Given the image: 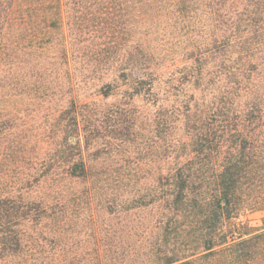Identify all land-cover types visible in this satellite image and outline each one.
I'll list each match as a JSON object with an SVG mask.
<instances>
[{
    "label": "trees",
    "instance_id": "16d2710c",
    "mask_svg": "<svg viewBox=\"0 0 264 264\" xmlns=\"http://www.w3.org/2000/svg\"><path fill=\"white\" fill-rule=\"evenodd\" d=\"M257 211L264 0H0V264H264Z\"/></svg>",
    "mask_w": 264,
    "mask_h": 264
},
{
    "label": "rangeland",
    "instance_id": "374dc122",
    "mask_svg": "<svg viewBox=\"0 0 264 264\" xmlns=\"http://www.w3.org/2000/svg\"><path fill=\"white\" fill-rule=\"evenodd\" d=\"M116 98H109L107 100H105L102 104L104 106H109L112 104V102L115 100ZM138 106H141L144 104V102L142 101H137L136 102ZM147 136H149V132H148V128L144 127L143 129H140L137 136L133 139L132 142H130L127 146H129V149L133 152V154L135 155L139 149L142 147L141 142H143L144 139L147 138ZM137 155V154H136ZM263 219H264V211H257V212H252V213H248L243 217V220L245 222H247L249 225L252 226H259L263 224Z\"/></svg>",
    "mask_w": 264,
    "mask_h": 264
}]
</instances>
